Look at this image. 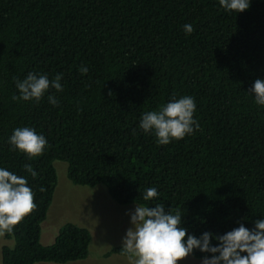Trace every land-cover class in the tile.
<instances>
[{
    "label": "trees",
    "instance_id": "16d2710c",
    "mask_svg": "<svg viewBox=\"0 0 264 264\" xmlns=\"http://www.w3.org/2000/svg\"><path fill=\"white\" fill-rule=\"evenodd\" d=\"M28 72L62 74L63 90H49L56 106L46 97L12 99L15 80ZM256 78H264V0L237 14L218 0H0V166L26 176L35 203L11 230L0 229L13 240L1 246V264L87 257L90 232L73 223L40 243L55 161L66 163L72 184L102 185L118 205L164 204L181 214L186 235L252 228L264 216V106L250 95ZM173 95L194 98L199 127L159 145L139 118ZM22 126L46 137L41 155L29 159L7 143ZM150 186L159 195L143 201ZM110 254L127 255L121 246Z\"/></svg>",
    "mask_w": 264,
    "mask_h": 264
},
{
    "label": "clouds",
    "instance_id": "9594fccd",
    "mask_svg": "<svg viewBox=\"0 0 264 264\" xmlns=\"http://www.w3.org/2000/svg\"><path fill=\"white\" fill-rule=\"evenodd\" d=\"M251 0H218L219 7L235 14L249 8ZM185 35L193 32L191 23L182 25ZM80 73L88 71L87 66L78 67ZM62 74L51 79L47 74L28 72L22 79H16L17 94L12 99L39 103L42 98L53 106L58 104L56 96L49 90L61 92ZM250 95L258 106H264V78L253 80ZM196 110L191 95H173L157 110L145 111L139 118L138 128L151 134L159 145L172 140H180L192 134L199 125L193 117ZM9 146L25 154L29 159L42 154L48 145L46 137L29 126L16 127L7 138ZM25 170L33 178L37 172L25 165ZM43 190V189H41ZM155 186L144 189L143 201L150 202L158 197ZM34 193L28 186L26 176L17 175L0 166V229L11 230L25 215L35 208ZM130 227L122 236V251L131 264H177V261L198 250L201 264H264V216L254 221L252 228L243 223L220 235L209 231L199 236L181 226V214L166 210L164 204H135L127 213ZM211 241H216L213 244Z\"/></svg>",
    "mask_w": 264,
    "mask_h": 264
},
{
    "label": "rangeland",
    "instance_id": "374dc122",
    "mask_svg": "<svg viewBox=\"0 0 264 264\" xmlns=\"http://www.w3.org/2000/svg\"><path fill=\"white\" fill-rule=\"evenodd\" d=\"M53 164L57 183L46 217L41 223L40 243L51 244L62 225L73 223L90 232L88 255L83 260L64 264H131L127 255L105 254L113 247L122 246L121 238L130 227L127 213L135 204L118 205L109 197L102 185L94 187L74 185L67 179L66 163L55 161ZM2 245L11 247L13 240L6 239L0 233V247ZM177 264H201V258L189 254L177 261Z\"/></svg>",
    "mask_w": 264,
    "mask_h": 264
},
{
    "label": "crops",
    "instance_id": "0c3cea01",
    "mask_svg": "<svg viewBox=\"0 0 264 264\" xmlns=\"http://www.w3.org/2000/svg\"><path fill=\"white\" fill-rule=\"evenodd\" d=\"M1 248V247H0Z\"/></svg>",
    "mask_w": 264,
    "mask_h": 264
}]
</instances>
